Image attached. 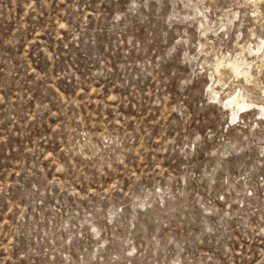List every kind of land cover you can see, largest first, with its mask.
<instances>
[{
  "label": "rangeland",
  "instance_id": "374dc122",
  "mask_svg": "<svg viewBox=\"0 0 264 264\" xmlns=\"http://www.w3.org/2000/svg\"><path fill=\"white\" fill-rule=\"evenodd\" d=\"M0 264H264V0H0Z\"/></svg>",
  "mask_w": 264,
  "mask_h": 264
},
{
  "label": "bare ground",
  "instance_id": "6f19581e",
  "mask_svg": "<svg viewBox=\"0 0 264 264\" xmlns=\"http://www.w3.org/2000/svg\"><path fill=\"white\" fill-rule=\"evenodd\" d=\"M235 65V64H234ZM238 95V94H237ZM239 97L240 96H237V97H233L232 95H231V97H229V99H228V104H234V105H236V106H239L240 108H244V107H246V106H250V102H243V101H241L240 99H239ZM251 105H252V103H251ZM238 111H236L235 113H234V116L236 117L237 115H238ZM234 117V118H235Z\"/></svg>",
  "mask_w": 264,
  "mask_h": 264
}]
</instances>
